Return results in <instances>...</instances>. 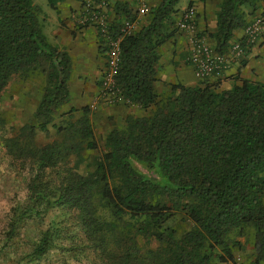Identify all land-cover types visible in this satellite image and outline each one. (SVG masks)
Returning a JSON list of instances; mask_svg holds the SVG:
<instances>
[{
    "label": "trees",
    "instance_id": "16d2710c",
    "mask_svg": "<svg viewBox=\"0 0 264 264\" xmlns=\"http://www.w3.org/2000/svg\"><path fill=\"white\" fill-rule=\"evenodd\" d=\"M48 1L54 7L60 0ZM178 1L149 2L146 22L120 42L116 85L147 113L109 130L92 169L78 171L71 158L98 148L87 107L75 119V108L66 112L60 139L35 140L68 97L70 56L48 40L33 0H0V102L13 76L39 69L46 82L36 123L12 136L0 126L11 163L31 172L24 200L10 207L0 260L22 249L11 264L37 263L53 251L88 264H224L235 258L237 236L248 234L260 244L253 263L264 259V83H169V92L158 95L160 47L179 31ZM259 7L264 0H223L209 30L213 48L226 52L233 31ZM112 12L115 37L137 12L125 0H115ZM49 208L56 216L26 245L17 244L21 226ZM176 214L185 229L171 224Z\"/></svg>",
    "mask_w": 264,
    "mask_h": 264
},
{
    "label": "rangeland",
    "instance_id": "374dc122",
    "mask_svg": "<svg viewBox=\"0 0 264 264\" xmlns=\"http://www.w3.org/2000/svg\"><path fill=\"white\" fill-rule=\"evenodd\" d=\"M33 1L40 9V19H42L43 32L45 35H49L47 37L48 40L58 49L66 51L71 60L70 75L68 78V97L62 103L60 108L56 110L53 123L49 125L48 129L46 131L38 130L36 132L35 140L43 145L60 139L61 135L57 131V126L65 124V120L69 117L66 112L71 108H75L76 111L73 114V119H75L80 116V110L87 107V114L93 126L94 137L98 142V148L83 152L81 158H71L73 164L74 162L78 163V171H87L89 168L92 169L93 162L91 163V161L94 160V156H98L103 149L101 142L107 132L112 128H120L128 116H140L147 113V111L137 105H132L125 100L113 103L98 100L99 107L92 109L90 103L99 98L101 87L99 90H95L96 92L88 89L91 84L98 85L106 68L107 45L103 40V37L100 36V33L94 28L95 35L98 34L100 37L98 39L99 42H96L94 47L87 42V48L82 50L80 45L81 42L83 44L85 37L77 39L78 34L69 27H66L64 23L62 24L60 22L61 19H56L55 25L51 26L53 17L56 18L57 15L54 10H51L52 8L49 1ZM157 1L158 0H156V2ZM156 2H154V4ZM106 3L107 7H109V1L107 2L106 0ZM186 4V0H179L177 8H181ZM143 17L145 18L143 19V22H146L147 16L145 15ZM108 18L110 21L112 20L109 16ZM57 26L64 28L59 35L53 37V27ZM205 32L207 35H203L209 40V29H205ZM90 48H93V51L95 52H92ZM184 56L186 57V51L183 58H185ZM97 62L100 67L96 68L98 72L94 73V71H92L94 68L91 67V63L94 65ZM186 63L188 62L186 61ZM180 76L185 79L187 74L182 72L180 73ZM45 83V75L39 69L29 70L26 73L13 76L8 81L3 89L0 102V126L3 132L2 135L12 136L14 133L18 132L23 124L36 123L34 111L36 110L42 95ZM168 84L169 83L166 81L156 82L155 88L158 95L163 96L169 92ZM210 84L218 85L215 82H210ZM2 135L0 134V244H3L2 238L6 235L8 229L7 223L10 207L17 202H22L24 200L27 190L26 186L31 174L29 169H22L11 163L6 154V149L2 146ZM41 209L45 210V207H42ZM56 214L55 210L49 208L47 211L42 212L41 217H31L26 225L21 226V229L19 228V232L22 233L18 235L19 239L16 241L17 244L26 245L28 243L27 239L29 240L31 236H34L36 232L35 229L37 227L42 228L45 224L50 222ZM183 219L182 214H176L175 217L172 218L171 224L178 230H183L186 228V222H184ZM249 236L250 234L246 236H237V239L241 244L239 248L234 251L235 258L224 264H236V262H239L240 264H254L253 261L258 253L260 244L254 242L252 237ZM19 252L21 253L22 249H19ZM19 252L15 253V255L12 252V254H10L12 257L1 259L0 264L14 263V261L17 260V256H20ZM29 264L88 263L86 259L78 261L67 253H63L62 255L60 251H53L46 258L41 259L37 263ZM259 264H264V259L261 260Z\"/></svg>",
    "mask_w": 264,
    "mask_h": 264
},
{
    "label": "built area",
    "instance_id": "2783aa9c",
    "mask_svg": "<svg viewBox=\"0 0 264 264\" xmlns=\"http://www.w3.org/2000/svg\"><path fill=\"white\" fill-rule=\"evenodd\" d=\"M149 1L134 0L137 12L135 19H123L119 34L115 37L109 36L110 20L103 10L107 6L106 0L99 2L84 0L81 3V7L76 14L77 23L85 26H95L107 45V61L101 79L100 95L98 99L90 103L92 109L98 107V100L109 103L125 100L116 85L114 77L120 53V42L123 37L132 35L139 29L141 17L149 11ZM176 21L179 31L184 33L188 45H190L186 60L194 68V76L198 81L209 79L213 75L229 69L244 57L247 48L264 37V13L252 17L244 27L243 38L233 40L224 53L216 51L211 42L201 34L197 26L196 10L193 5L187 6ZM236 264L240 263L236 262Z\"/></svg>",
    "mask_w": 264,
    "mask_h": 264
},
{
    "label": "crops",
    "instance_id": "0c3cea01",
    "mask_svg": "<svg viewBox=\"0 0 264 264\" xmlns=\"http://www.w3.org/2000/svg\"><path fill=\"white\" fill-rule=\"evenodd\" d=\"M109 1V7H105L103 10L106 14L112 18L113 3L115 0ZM135 9L134 0H125ZM187 4L181 8H178L173 16L176 18L179 17L180 13L189 5H193L196 10V19L197 26L200 31L205 29H213L215 27L216 20V11L219 9V6L223 0H186ZM151 4H154L156 0H150ZM191 2V3H190ZM81 7V2L79 0H60L54 7H51V10H54L57 17L52 19V25H55L56 19H61V23L69 27L75 33L78 34L77 39L85 37L83 44L81 42V48L84 50L87 48V42L92 44L93 47L96 42H99V35H95L93 25H80L77 23L76 14ZM177 7V6H176ZM250 7L245 5L244 10L246 12L250 11ZM264 8H257L253 14L259 13ZM253 14H248L247 20L251 19ZM255 16V15H254ZM253 16V17H254ZM144 17H141L140 24L143 22ZM64 27L57 26L53 27V37L59 35ZM97 30V28H96ZM98 32V31H97ZM49 33V32H48ZM47 37L49 35H46ZM101 36V35H100ZM244 36V28H237L233 31V40L242 39ZM89 40V41H88ZM187 37L184 33L178 31L171 39L165 42L160 47L161 57L159 59V68L157 73V81H166L167 83H182L185 85H194L197 83L194 76V68L186 60L188 50L190 45H188ZM93 51V48H90ZM186 51V57L183 58V55ZM182 57V59H181ZM188 63H186V61ZM105 61V60H104ZM98 62L94 65L91 63V67L94 69V73H97ZM186 73L187 77L183 79L180 76V73ZM102 79V78H101ZM101 79L98 82V85H90V91H97L100 89ZM248 81H259L264 83V37L261 38L258 42L247 48L245 55L238 61L236 64L231 66L225 71L213 75L208 80L209 82H215L218 84L219 89H228L231 88L234 84L239 83L241 80ZM207 80V81H208ZM156 81V82H157ZM95 91V92H96ZM99 107V105H98ZM97 107V108H98Z\"/></svg>",
    "mask_w": 264,
    "mask_h": 264
}]
</instances>
